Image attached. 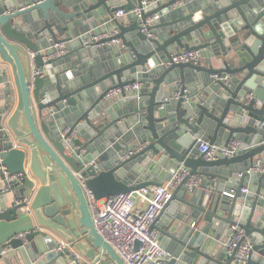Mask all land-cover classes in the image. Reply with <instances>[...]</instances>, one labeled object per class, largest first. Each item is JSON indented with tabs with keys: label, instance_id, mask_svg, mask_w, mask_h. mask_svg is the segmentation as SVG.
I'll use <instances>...</instances> for the list:
<instances>
[{
	"label": "water",
	"instance_id": "obj_1",
	"mask_svg": "<svg viewBox=\"0 0 264 264\" xmlns=\"http://www.w3.org/2000/svg\"><path fill=\"white\" fill-rule=\"evenodd\" d=\"M152 1L0 0V165L24 173L0 191V264H85L74 252L125 264L97 233L85 189L100 199L160 185L179 166L203 183L189 190L184 178L151 225L176 244L161 263L264 264V173L246 171L264 161L255 125L264 121V0ZM104 22L118 31L101 41H117L84 44ZM59 43L67 52L44 60ZM179 50H199L205 63L171 62ZM114 88L119 96L104 99ZM201 137L238 149L207 160ZM229 224L252 240L244 263L221 245Z\"/></svg>",
	"mask_w": 264,
	"mask_h": 264
},
{
	"label": "built area",
	"instance_id": "obj_2",
	"mask_svg": "<svg viewBox=\"0 0 264 264\" xmlns=\"http://www.w3.org/2000/svg\"><path fill=\"white\" fill-rule=\"evenodd\" d=\"M152 0H142V7L152 3ZM141 8L135 7L130 13L140 15ZM124 15L122 9L113 12L112 17L117 18ZM107 23V22H106ZM117 28H107L104 23H100L97 32L87 31L89 39H84V44H90L97 48L103 44L110 45L117 41L112 39L102 42L103 38L112 36L117 33ZM68 50L65 43H59L51 47L44 53V60L63 55ZM170 61L174 63H201L202 54L199 50H179L171 53ZM221 79H225L222 76ZM138 88V84L125 87L126 89ZM120 94L119 88L109 90L104 99L116 98ZM178 93L163 98V101L175 99ZM252 98V94L246 96V102ZM255 125L264 130V121H255ZM238 141L232 140L227 146L223 144L210 143L206 138H199L196 145L198 154H203L207 160H214L221 156L231 157L238 149ZM143 144L138 145L135 150H139ZM128 153H123L120 157L125 158ZM248 173H264V161L256 159L252 166L246 168ZM188 170L179 166L171 174L168 180L160 185H150L134 191L109 195L100 199H96L90 190L85 189L88 207L91 212V218L97 233L108 241L115 251L120 255L125 264H160L165 258H169L172 254L164 249L161 245L160 234L156 227H151L156 223L158 216L170 198L172 190L184 178V185L189 190H193L202 181L200 176H188ZM241 173H237L240 176ZM24 181V173H12L5 166L0 165V191L5 192L12 190ZM243 193H248L249 188L243 187ZM232 195V191L227 193ZM192 225H194L192 223ZM223 250L227 255L233 254L234 261L244 263L248 257V253L252 248V240L245 236L243 228L237 224H229L227 226V235L221 241ZM68 246L67 243H60L56 250ZM74 258L78 263L91 264L84 259L79 253L74 252Z\"/></svg>",
	"mask_w": 264,
	"mask_h": 264
},
{
	"label": "crops",
	"instance_id": "obj_3",
	"mask_svg": "<svg viewBox=\"0 0 264 264\" xmlns=\"http://www.w3.org/2000/svg\"><path fill=\"white\" fill-rule=\"evenodd\" d=\"M179 3L178 2H176V5H178ZM99 22H101V20L99 21ZM111 27H114V25H111ZM90 57H88V61L90 62V61H92L93 59L95 60V61H97V60H102V57L103 56H108V53L107 52H102V53H96L95 55H89ZM205 60L202 58V64L203 63H205L204 62ZM201 138H205V137H201ZM263 155V154H262ZM263 158V157H262ZM264 159V158H263ZM162 176H165V173H164V171H159V174H158V177H162ZM165 180H163L162 182H164ZM202 183H203V180L201 181V183L198 185V187H196V188H200L201 187V185H202ZM211 187V190L212 189H214L213 188V186H210ZM247 188H249V186H247ZM12 190H14V189H12ZM11 190V191H12ZM219 192H217V193H220V195H222L223 193H225V194H227L228 192H230L231 191V188L230 187H228V186H220L219 187ZM167 219L165 218V216H163V218H162V220L160 219L159 220V222H165ZM192 223H193V221L192 220H190V221H188V223H187V225L188 226H192ZM223 232V230L222 231H219L218 232V235L219 236H221V233ZM161 241V245L163 246V248H167L166 250L167 251H169L168 249H170L171 251H169L171 254H172V249L175 247V242L174 241H172L171 239H166V241H164V240H160ZM160 264H163V263H160Z\"/></svg>",
	"mask_w": 264,
	"mask_h": 264
}]
</instances>
